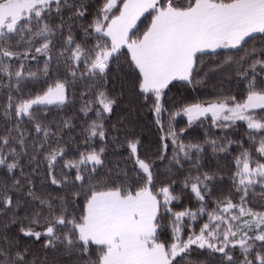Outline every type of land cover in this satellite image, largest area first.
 <instances>
[{
  "label": "snow or ice",
  "instance_id": "obj_1",
  "mask_svg": "<svg viewBox=\"0 0 264 264\" xmlns=\"http://www.w3.org/2000/svg\"><path fill=\"white\" fill-rule=\"evenodd\" d=\"M214 78L236 91L165 107ZM129 88L163 133L155 151L130 122L104 123ZM77 98L95 119L70 148L75 125L48 113ZM209 118L208 138L185 144ZM209 148L236 150L227 181L201 171ZM0 174V264H49L23 238L73 264H192L197 250L199 264H264V0H0Z\"/></svg>",
  "mask_w": 264,
  "mask_h": 264
},
{
  "label": "trees",
  "instance_id": "obj_2",
  "mask_svg": "<svg viewBox=\"0 0 264 264\" xmlns=\"http://www.w3.org/2000/svg\"><path fill=\"white\" fill-rule=\"evenodd\" d=\"M43 59L40 58L39 67H43ZM32 69L35 71L37 68V64L35 62H30ZM179 83V82H177ZM32 87V86H30ZM119 86H117L118 88ZM223 88L225 91L231 89L232 91H236V86L234 83L229 84L227 82L221 84L218 79L214 78L210 82L207 83L206 86L198 88L196 91L192 89H184V88H173L171 92L168 93L167 96V103L165 107L169 109V111H174L175 109L179 108L180 106L191 103L196 100L199 101H211L215 97V93L220 89ZM78 97V93H77ZM117 100L118 103L115 106L114 113L104 121L107 125L109 131H111L112 125L121 123V122H130L128 123V127L133 130L136 135L142 140L144 146L146 148H151L155 151L157 147V143L159 138L163 133L157 128L154 123L153 115L148 112L147 110L140 109L138 107L139 101L137 100L136 96L134 95L133 91L129 88L125 90V92L120 95L117 91ZM81 101L77 98L74 105L66 106L63 109H56L53 108L51 112L48 113L49 120L60 121L61 119H70L71 122L75 125L74 128L71 130L65 129V140L69 141V147L75 148V145L70 143L71 137H76L77 141L82 140V136L80 135L82 128L85 126V121L87 120L90 122L92 119H95L93 113H89V116L86 118L83 116L82 113L79 112ZM43 114V113H41ZM211 123L210 118L205 119L202 125H193L191 128H187L184 136L182 137L183 142L185 144L188 143H203L205 139L208 137L205 136V132L209 130V125ZM242 123V122H241ZM168 124V115L167 113L164 114V125L167 128ZM175 127L177 131L180 129L187 127V119L185 117H177L175 121ZM243 133V128H241L237 132L230 133L233 137H239ZM211 135L219 136L222 135L218 129H212ZM97 145H99V141H96ZM170 143V141H169ZM127 155V151L125 148H120L119 150H115V146L109 144L108 151L106 153L107 156V164L109 167L115 165L116 163H120L123 166V158ZM169 157L172 155L171 148L168 151ZM236 155V150L233 149L232 156ZM71 156V153H70ZM232 156H229L227 159H219L217 160L216 157L213 156L211 149L209 148L207 153L201 159L202 168L201 171H208V170H216L217 168L223 169V173L225 176V181H227V172L228 168L225 167L226 165L230 164ZM196 157H193V161H185V169L182 174H180V179H183L184 175H187L189 170L193 168V162ZM161 171L164 170L163 163H161ZM193 174H195L193 172ZM104 173L101 172V176ZM7 182V178L0 174V183ZM37 185L39 187V179H37ZM222 187L227 188L228 183L222 185ZM258 191V190H257ZM53 195H56L53 192ZM187 203V201H185ZM193 201V205H194ZM16 226H13L15 230ZM23 244L27 245L31 248V250L38 254L42 259L47 257L49 264H73L74 257L67 256L63 251H52L48 250L45 251L39 242H34L31 238H23ZM199 250L193 252L191 255L192 264H199L200 261H204L206 259L205 256H198Z\"/></svg>",
  "mask_w": 264,
  "mask_h": 264
},
{
  "label": "rangeland",
  "instance_id": "obj_3",
  "mask_svg": "<svg viewBox=\"0 0 264 264\" xmlns=\"http://www.w3.org/2000/svg\"><path fill=\"white\" fill-rule=\"evenodd\" d=\"M186 118V117H185Z\"/></svg>",
  "mask_w": 264,
  "mask_h": 264
}]
</instances>
